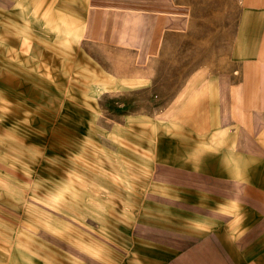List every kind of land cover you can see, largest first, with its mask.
<instances>
[{
    "label": "rangeland",
    "instance_id": "rangeland-1",
    "mask_svg": "<svg viewBox=\"0 0 264 264\" xmlns=\"http://www.w3.org/2000/svg\"><path fill=\"white\" fill-rule=\"evenodd\" d=\"M239 16V0H0V264L167 263L224 196L214 179L252 168L228 153Z\"/></svg>",
    "mask_w": 264,
    "mask_h": 264
},
{
    "label": "crops",
    "instance_id": "crops-1",
    "mask_svg": "<svg viewBox=\"0 0 264 264\" xmlns=\"http://www.w3.org/2000/svg\"><path fill=\"white\" fill-rule=\"evenodd\" d=\"M239 3L228 153L244 155L252 168L240 177L214 179L211 188L224 196L209 200L201 226L178 233L166 264H264V0Z\"/></svg>",
    "mask_w": 264,
    "mask_h": 264
}]
</instances>
